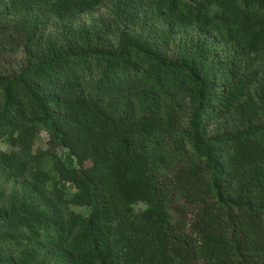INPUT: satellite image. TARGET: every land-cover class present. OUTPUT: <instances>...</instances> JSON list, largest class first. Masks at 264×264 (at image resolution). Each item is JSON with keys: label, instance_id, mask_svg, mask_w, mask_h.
Here are the masks:
<instances>
[{"label": "trees", "instance_id": "16d2710c", "mask_svg": "<svg viewBox=\"0 0 264 264\" xmlns=\"http://www.w3.org/2000/svg\"><path fill=\"white\" fill-rule=\"evenodd\" d=\"M0 182V264H264V0H0Z\"/></svg>", "mask_w": 264, "mask_h": 264}, {"label": "rangeland", "instance_id": "374dc122", "mask_svg": "<svg viewBox=\"0 0 264 264\" xmlns=\"http://www.w3.org/2000/svg\"><path fill=\"white\" fill-rule=\"evenodd\" d=\"M42 137L43 138H47V135H46V133L44 132L43 134H42ZM60 151H61V153H64V149L63 148H60ZM4 179V178H3ZM1 183V182H0ZM6 185H8L7 183H6ZM9 185H12V183H10ZM143 207L144 206V204H140L138 207ZM77 209H81V207L80 206H77L76 207Z\"/></svg>", "mask_w": 264, "mask_h": 264}]
</instances>
